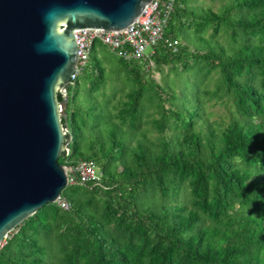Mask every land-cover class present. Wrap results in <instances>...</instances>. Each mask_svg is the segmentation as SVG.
<instances>
[{"label":"trees","instance_id":"1","mask_svg":"<svg viewBox=\"0 0 264 264\" xmlns=\"http://www.w3.org/2000/svg\"><path fill=\"white\" fill-rule=\"evenodd\" d=\"M176 29L199 36L196 50L160 44L154 65L198 66L200 81L218 71L220 83L207 94L228 95L236 114L213 126L199 92H182L174 108L176 96L164 98L162 86L144 80L141 62L120 57L137 88L116 113L107 101L103 109L98 93L106 73L94 56L103 44L95 42L89 63L67 87L61 123L71 140L59 162L93 160L102 181L72 183V191H62L67 209L48 203L28 217L0 248V264H264V0H228L219 11L176 0L166 32L181 40ZM147 86L158 97L149 99L162 136L154 142L145 134L132 145ZM171 121L182 133L166 138ZM150 192L164 203L150 205L144 197Z\"/></svg>","mask_w":264,"mask_h":264},{"label":"water","instance_id":"2","mask_svg":"<svg viewBox=\"0 0 264 264\" xmlns=\"http://www.w3.org/2000/svg\"><path fill=\"white\" fill-rule=\"evenodd\" d=\"M151 0H0V248L69 184L59 157L71 140L67 95L76 30H120Z\"/></svg>","mask_w":264,"mask_h":264},{"label":"rangeland","instance_id":"3","mask_svg":"<svg viewBox=\"0 0 264 264\" xmlns=\"http://www.w3.org/2000/svg\"><path fill=\"white\" fill-rule=\"evenodd\" d=\"M227 1L228 0H188V3L198 8H212L215 11H219ZM175 32V34L181 38L182 44H188L190 49L196 50L195 44H198L199 42L198 35L190 32L188 29H176ZM210 33L211 30L204 33V36L209 38ZM219 40L225 44L227 43L223 34L219 36ZM150 51L151 48L146 50L147 53ZM94 56H96L104 66L106 73V82L98 93V98L100 101H102V103H104L102 106L103 109H107V102H109V109L113 113H116L119 102L126 98L127 92L130 90L132 92L137 88V83L132 75L130 78L126 70V64L123 63L119 57L106 45H100L97 50H95ZM141 65L144 67L142 70L144 74V80H146L148 83L154 80L156 83L162 86L161 89L164 98H169L171 94L176 96V99L173 101L176 103L174 108L181 105L182 100L185 99V96L182 94V92L186 93L188 97H191L192 94L199 92L204 102V116L208 118L209 123L213 124V126L226 125L236 114L233 101L228 95L222 94L221 92L219 93V96L207 94V91H215L217 84L220 83V73L218 71H213L206 80L200 81L202 73L200 72L198 66H195L194 69L186 70L179 64L175 67H172L168 64L161 69L156 67V65L151 62L148 64L142 63ZM146 89L147 90L145 91L144 97V104L146 106V110L144 112V121L142 127L136 130L131 126L132 145H134L137 140L143 138L145 134L154 142H158L162 136L154 125V119L160 117V113L156 107V101H150L151 96L155 98L158 97L156 94H153L148 90V86ZM81 95H83V93H81ZM83 96L89 99V94L87 92L84 93ZM166 106H169V103H166ZM181 133L182 128L176 127L175 123L171 121L170 127L165 130L163 136L166 138H172L181 135ZM69 185L70 184L67 185V189L64 188L66 192H70L73 189ZM186 195V191L181 192L180 202L187 201ZM144 197L150 205L154 202L164 203V200L160 199L159 197L155 195L152 196L151 192L148 194L146 193ZM7 239L4 240L3 244L7 241Z\"/></svg>","mask_w":264,"mask_h":264},{"label":"built area","instance_id":"4","mask_svg":"<svg viewBox=\"0 0 264 264\" xmlns=\"http://www.w3.org/2000/svg\"><path fill=\"white\" fill-rule=\"evenodd\" d=\"M175 6L176 0H151L138 19L123 29L76 30L78 63L68 86L75 83L82 69L89 63L95 42L106 45L118 57L128 62L139 61L145 64L153 63L152 56L160 44L174 52L178 51L182 45L181 40L168 36L166 32ZM148 48H151L149 53L146 52ZM61 93L67 95V88L61 89ZM73 168L74 173L70 171L68 175L69 184H99L102 181V173L93 160H83ZM56 203L64 209L69 207L68 201L62 195Z\"/></svg>","mask_w":264,"mask_h":264}]
</instances>
